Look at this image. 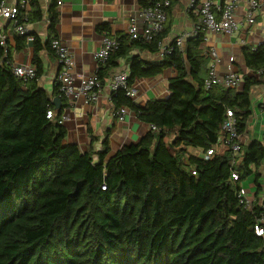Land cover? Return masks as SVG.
Returning <instances> with one entry per match:
<instances>
[{
	"label": "trees",
	"instance_id": "obj_1",
	"mask_svg": "<svg viewBox=\"0 0 264 264\" xmlns=\"http://www.w3.org/2000/svg\"><path fill=\"white\" fill-rule=\"evenodd\" d=\"M159 1L139 4L150 7ZM56 7L57 0H50L44 40L34 33L13 34V49L0 44V264H264V239L254 232L262 211L258 193L250 209L237 198L249 177L255 182L264 177V133L243 144L234 162L229 146L217 143L227 110L238 133L247 128L250 93L264 84V75L258 79L254 74L264 69V45L254 51L241 48L248 74L239 91L218 86L205 91L208 60L201 49L202 32L181 46L173 39L169 53L155 61L132 52L159 56L172 29L169 14L150 42L115 34L117 47L96 74L101 83L124 58L127 88L166 69L174 76L167 96L142 106L125 90L111 95L114 113L126 108L155 128L111 154L112 129L98 149L95 137L84 148L64 144L67 130L61 117L69 108L67 99L58 85L51 93L39 85L41 56L55 57ZM24 18L26 24L42 20L39 0H27L25 8L18 3L16 25ZM99 30L110 35L105 25ZM28 44L35 76L23 82L13 73L12 56ZM54 98L60 100L58 110ZM209 149L212 154L204 156Z\"/></svg>",
	"mask_w": 264,
	"mask_h": 264
},
{
	"label": "crops",
	"instance_id": "obj_2",
	"mask_svg": "<svg viewBox=\"0 0 264 264\" xmlns=\"http://www.w3.org/2000/svg\"><path fill=\"white\" fill-rule=\"evenodd\" d=\"M2 1L7 6H14L21 0ZM139 1L57 0V38L67 47L68 53L73 61L72 74L74 75L75 81H78L81 77L93 75L98 69L105 66V63L100 64L96 62L92 57L93 54L101 48V41L104 37L114 39V35L117 33L127 34L130 19L135 18L141 9ZM174 1L168 13L172 19V29L169 38L164 41L167 45L177 35H188L190 37L194 22L196 21H194L195 18L193 15L186 11L187 0ZM258 1L260 8L258 16L255 19L256 25L252 30L244 25L242 18L237 17V20L241 23L239 31L230 35L209 34L206 41L207 45L204 44L205 46L202 47L201 44L202 52L208 60L207 70L211 62V57L208 56V53L209 50H213L217 58L215 66L217 64L218 74L233 72L241 78L243 75L248 74V71L243 65L240 50L244 46H248L251 49V45L258 41L261 36L260 23L264 20V0ZM39 4L42 9L43 18L40 22L29 24L28 30L30 33H34L40 39L44 40L47 36V9L50 5V0H39ZM103 25L108 29L110 35L100 32L99 28ZM235 33L238 34L236 37H234ZM0 34L5 36V42L13 49V34L15 33L13 23L10 20L0 17ZM217 50L220 56L217 55ZM132 55H140L145 60L155 61L159 60L158 58L161 57V52L158 57L144 52L139 53L138 51H133ZM31 59L32 48L28 44L22 51L13 54L12 65H21L20 63L22 65H31ZM41 59L44 63V72L39 81V85L48 93H51L54 77L58 72V68L54 58L49 59L45 55H42ZM123 73H126L128 76L127 58L118 60L117 66L107 72V76L101 84L105 85L113 75ZM173 76V70L168 69L161 75L150 80L140 79L135 81L130 88L132 90L138 82L145 83L146 85L142 89V94L138 97H136L137 91L133 90L134 97L132 100L142 106V102H144V105L150 99L167 96L169 94L168 81ZM261 76L257 78L259 79ZM262 81H264V76ZM237 90L239 91L240 88ZM110 97L104 88L101 94V100H98L95 106L86 105L83 98L79 97L69 108L65 109L63 112V115L66 116L63 125L67 130L65 141H68L71 137L73 144L84 148L85 144L89 141V137H95L98 139V143L95 144V147L98 149L105 133L112 129L109 142L111 148L110 153L113 154L122 146L136 143L143 137L148 132L149 126L139 122L134 113L126 108H121L126 112L123 121H118L115 116L116 113H114L110 103ZM250 101L251 115L249 116L245 130L247 138L244 144L250 140H260L263 136L264 118L262 115V107L264 105V84L253 87L250 93ZM114 133H119L124 138V142L121 143L118 149L112 146V135ZM243 187L247 189L248 194L251 193L250 199H254L256 193L261 197V193L264 192V177H260L255 182L254 177L251 176L243 183Z\"/></svg>",
	"mask_w": 264,
	"mask_h": 264
},
{
	"label": "built area",
	"instance_id": "obj_3",
	"mask_svg": "<svg viewBox=\"0 0 264 264\" xmlns=\"http://www.w3.org/2000/svg\"><path fill=\"white\" fill-rule=\"evenodd\" d=\"M26 0L19 2V8L26 7ZM170 7V0H161L156 2L150 7H141L139 13L135 18H131L127 29V34L132 40H141L144 42H150L157 34H159L167 21V9ZM260 3L258 0H187L186 11L191 13L194 18V27L192 35H196L198 32L204 34L202 44L207 41L209 34L214 35H230L240 30L241 23L237 20L240 17L244 21L249 29L255 27V19L258 16ZM18 16V4L14 6H7L5 2H0V17L10 20L13 23L14 33L17 35H25L30 33L28 25L25 21L22 24L16 25ZM261 36L258 41L251 45V51H254L257 47L264 45V20L260 23ZM188 35H177L174 40L177 46H181L183 41ZM190 36V37H191ZM189 37V36H188ZM31 39V38H30ZM5 36L0 34V44L4 45ZM117 42L109 37H104L101 41V48L93 54V59L104 64L110 53L116 49ZM51 48L54 50V60L58 68V72L54 77L53 85H58V91L60 94L66 97L68 105L71 106L79 97H82L84 103L88 106H95L101 94L105 90L108 92L109 97L116 93L118 90H125L126 96L129 98L134 97V91L127 88L128 76L126 73L115 74L104 85L101 84L97 77V72L93 75L81 77L78 80V85H75V78L72 74L73 61L68 53L67 47L56 38L51 43ZM169 45L163 42L160 46L161 54L169 53ZM208 56L211 57V62L208 66L207 77L204 80L203 88L205 91L210 90L213 86H218L224 89H239L242 85V78L233 72L225 74L222 78L216 76L215 63L217 58L213 50H209ZM14 75L27 82L34 78L35 70L32 65H15L13 66ZM259 77L264 74V69L254 73ZM125 110L120 109L115 116L118 121H123L125 116ZM53 112H47L46 117L52 118ZM262 115L264 118V105L262 107ZM66 116L62 115L61 121L63 122ZM152 131H155L154 127H149ZM246 131L243 134L237 131V122L231 111H226L225 120L222 124L217 143L222 142L229 146L230 156L233 162L239 159L241 155L242 145L246 141ZM213 150L206 151L204 156H210ZM194 174V172H192ZM233 180H237V174L233 172L231 174ZM259 197L261 203V214L258 219L257 225L254 226V232L256 236L264 239V192ZM237 198L240 204L246 209L252 207V201L245 193L244 187H240Z\"/></svg>",
	"mask_w": 264,
	"mask_h": 264
},
{
	"label": "rangeland",
	"instance_id": "obj_4",
	"mask_svg": "<svg viewBox=\"0 0 264 264\" xmlns=\"http://www.w3.org/2000/svg\"><path fill=\"white\" fill-rule=\"evenodd\" d=\"M238 34L235 33L234 34V37H236ZM205 45H207V43H205ZM204 44H202V47L205 46ZM217 55L220 56V53L219 51L217 50ZM22 65V63H20ZM217 66V64H216ZM215 66V72H216V76L219 77V78H222L225 74H218V71H217V68ZM168 70V69H166ZM165 70V71H166ZM147 80H150V79H147ZM75 84L78 85V81H75ZM146 84L145 83H136L135 86L133 87V90L137 91L136 93V97L140 96L142 94V89L143 87L145 86ZM101 100V98H99V101ZM144 102H142L141 104L143 105ZM124 142V138L122 136H120L119 133H114L112 135V143H113V147L118 149L119 146L121 145V143ZM64 144H73V139L70 137L68 141H63ZM247 189L245 188V193L247 195V197L250 199L251 198V193L248 194V192L246 191Z\"/></svg>",
	"mask_w": 264,
	"mask_h": 264
},
{
	"label": "water",
	"instance_id": "obj_5",
	"mask_svg": "<svg viewBox=\"0 0 264 264\" xmlns=\"http://www.w3.org/2000/svg\"><path fill=\"white\" fill-rule=\"evenodd\" d=\"M52 105L54 106L55 110H58L61 106L60 100L58 98L52 99Z\"/></svg>",
	"mask_w": 264,
	"mask_h": 264
}]
</instances>
